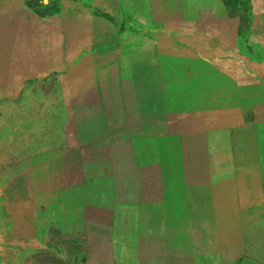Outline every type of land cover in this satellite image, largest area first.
Listing matches in <instances>:
<instances>
[{
  "label": "rangeland",
  "instance_id": "rangeland-1",
  "mask_svg": "<svg viewBox=\"0 0 264 264\" xmlns=\"http://www.w3.org/2000/svg\"><path fill=\"white\" fill-rule=\"evenodd\" d=\"M0 264H264V0H0Z\"/></svg>",
  "mask_w": 264,
  "mask_h": 264
}]
</instances>
